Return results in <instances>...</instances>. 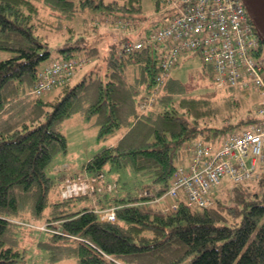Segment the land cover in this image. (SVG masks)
<instances>
[{"label": "trees", "instance_id": "1", "mask_svg": "<svg viewBox=\"0 0 264 264\" xmlns=\"http://www.w3.org/2000/svg\"><path fill=\"white\" fill-rule=\"evenodd\" d=\"M85 8L132 19L142 11L141 0H0V49L11 52L0 59V264L24 257L16 246L18 231L29 223L50 232L38 241L49 256L34 264H264V166L252 180H230L203 207L182 197L167 210L149 202L166 193L187 153L190 158L189 143L217 146L261 120L238 96L243 89L227 86L218 98L190 95L171 75L173 66L159 82L164 69L158 43L123 51L126 41L144 40L154 28L139 39L119 36L101 54L95 40L68 25L59 55L52 56L50 41L36 34L37 23L56 15L59 22L48 23L60 30V19ZM56 58L78 59L74 71L95 64L75 83L72 74L37 94L43 68ZM74 113L95 117L101 137L119 133L85 164L93 177L103 176L110 164L130 167L161 187L97 207L103 201L95 195L102 190L97 183L94 193L70 197L62 196L60 186L58 198L50 200L55 181L46 168L55 153L66 151L60 126ZM89 196L92 205L80 202ZM110 205L117 219H101L99 209Z\"/></svg>", "mask_w": 264, "mask_h": 264}, {"label": "built area", "instance_id": "2", "mask_svg": "<svg viewBox=\"0 0 264 264\" xmlns=\"http://www.w3.org/2000/svg\"><path fill=\"white\" fill-rule=\"evenodd\" d=\"M171 5L170 18L157 25L144 40L126 41L123 51H133L146 42L159 44L162 82L181 54L199 50L220 86L254 88L261 93L255 111L258 122L232 133L215 147L202 140L188 144L193 150L189 164L179 165L167 192L176 202L181 193L195 206L212 202L214 187L223 177L248 181L264 161V49L243 0H160ZM78 59H53L42 70L35 92L42 94L74 72ZM91 177L69 179L62 195L70 197L94 192ZM177 203L174 204V207ZM102 219L116 220V207L99 210Z\"/></svg>", "mask_w": 264, "mask_h": 264}, {"label": "rangeland", "instance_id": "3", "mask_svg": "<svg viewBox=\"0 0 264 264\" xmlns=\"http://www.w3.org/2000/svg\"><path fill=\"white\" fill-rule=\"evenodd\" d=\"M120 1L124 2L125 0ZM141 5L142 11L137 12L133 19L124 15L119 16L102 12L101 8H85L79 10L69 20L60 19L61 26L57 27L60 30H55L53 27V24H56L55 21L59 22L57 20L59 17L50 15L47 23L40 21L37 23L36 34L42 35L50 41L52 56L57 57L59 55L58 47L65 36L63 28L70 25L75 28V31L79 30L83 34L88 35L91 42L95 40L102 48L101 54H104L108 52V43L119 39V36L128 33L131 36L130 39H139L138 36L144 35L147 29L155 28L159 23H163L173 14L171 12V5H164L160 3V0H141ZM49 20L53 24L48 23ZM10 55L11 52L9 50L0 49V59H5ZM94 64L95 61L92 60L85 65L77 66L70 82L75 83L78 81ZM209 71L210 69L204 62L202 53L199 50H190L180 55L179 61L171 68V75L185 85L186 91L190 95L218 98L222 93L226 92L225 87L227 86H219ZM58 90L59 88L44 95V98L53 97ZM238 96L243 97L247 103L255 107V104L262 95L251 87L239 91ZM94 120L95 117L87 119L80 113H74L62 121L60 129L66 136L67 149L66 151L55 153L46 168L47 174L55 181L50 200L58 198V189L69 179L79 176H93L85 168V164L95 153L109 146L118 138L119 133H114L107 137L99 136L100 127L97 123H94ZM188 154L185 155V165L189 163ZM260 163L261 167H258L255 175L264 166V161H260ZM96 183L98 188L102 187V190H98V193L95 194L98 199L101 198L103 200L99 202V205L101 203L108 204L109 201L114 200L116 197L141 196L145 190H156L162 185V183L155 182L152 177L141 175L130 167H116L110 164L105 165L103 176H97ZM108 183L113 185L112 190L108 189ZM230 183L231 181L228 177H223L221 183L215 187V191L220 194ZM168 198L172 199L170 196ZM80 202L92 205L93 196L81 199ZM169 208H171V203H169L166 209ZM49 234L50 232L40 224H23L18 231L19 242L16 246L24 251V257L13 264H34L36 261L46 259L49 256V252L41 249L38 241L46 239Z\"/></svg>", "mask_w": 264, "mask_h": 264}, {"label": "water", "instance_id": "4", "mask_svg": "<svg viewBox=\"0 0 264 264\" xmlns=\"http://www.w3.org/2000/svg\"><path fill=\"white\" fill-rule=\"evenodd\" d=\"M260 39L264 42V0H243Z\"/></svg>", "mask_w": 264, "mask_h": 264}, {"label": "crops", "instance_id": "5", "mask_svg": "<svg viewBox=\"0 0 264 264\" xmlns=\"http://www.w3.org/2000/svg\"><path fill=\"white\" fill-rule=\"evenodd\" d=\"M163 198V199H162ZM162 198H158V199H154L153 201H149L151 204H155L156 206L162 208V209H166L170 203V199L168 198V196H164ZM168 198V199H166ZM97 207H99V201L96 204Z\"/></svg>", "mask_w": 264, "mask_h": 264}, {"label": "bare ground", "instance_id": "6", "mask_svg": "<svg viewBox=\"0 0 264 264\" xmlns=\"http://www.w3.org/2000/svg\"><path fill=\"white\" fill-rule=\"evenodd\" d=\"M126 52V51H125ZM102 219V218H101ZM104 220H106V219H104ZM111 221V220H110Z\"/></svg>", "mask_w": 264, "mask_h": 264}]
</instances>
